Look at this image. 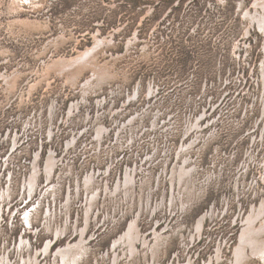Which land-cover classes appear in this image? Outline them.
Masks as SVG:
<instances>
[{
  "label": "rangeland",
  "instance_id": "rangeland-1",
  "mask_svg": "<svg viewBox=\"0 0 264 264\" xmlns=\"http://www.w3.org/2000/svg\"><path fill=\"white\" fill-rule=\"evenodd\" d=\"M254 2L0 0V264L80 239L76 264H114L131 224L150 248L116 264L235 263L264 203Z\"/></svg>",
  "mask_w": 264,
  "mask_h": 264
},
{
  "label": "bare ground",
  "instance_id": "bare-ground-1",
  "mask_svg": "<svg viewBox=\"0 0 264 264\" xmlns=\"http://www.w3.org/2000/svg\"><path fill=\"white\" fill-rule=\"evenodd\" d=\"M254 8H256V10L260 8L261 11L263 10V14H264V0H255ZM256 10H255V12H256ZM256 21L259 22L258 23L259 28L261 30H263V32H264V27L262 29V24H264V20L263 21L262 20H256ZM96 46H98V45H95L93 48L87 49L83 54H80L79 57H76V59L71 60L72 62H66L67 64L65 65L64 68L68 69V68H70V66L84 65L85 59L89 58L93 54V52L95 51L94 48H96ZM62 64L64 65L65 62L62 61ZM183 172H184V169H182V168L179 170V174H177L178 170L173 171L172 176L170 178V180L174 182L175 188H176L177 184H178V188H179V191L176 192L177 196H179V199H177V196H175V193L172 194L173 197H175V203H176L175 207H178L180 202L183 203L184 199L187 198L186 195H188V192H194L195 191V188L193 187V185L192 186L190 185V188L186 187V185H188V183L183 180ZM31 178H32V182H33L35 179V174ZM131 182H133V181H131ZM131 185L133 186V184H131ZM180 188H181V192H180ZM120 191H121V187L120 188L118 187L116 189V192H120ZM106 192H109V190H106ZM184 192H185V195H183ZM200 221H198V223H200ZM127 233L128 234L126 236H122L121 238L119 237L118 241H113L112 251L114 252V255H113V258L115 261L114 264H116V262L118 261V258H119V256L116 254L118 251L117 249H119V248H121L123 252L128 249L125 252V254L128 252V254L131 257L136 255L138 252L137 248H136V243H138V242L141 243V246L144 249L148 250L150 248V244L147 243V241L144 237H142V236L140 237L139 233L137 232V230H135V228H133L132 224L130 225V228L127 231ZM157 236H158V234L154 233V237H155L156 242H159V237H157ZM123 237H126V239ZM240 241H241L240 246L236 249V252H235L236 261H235V263L232 262V264H246L249 257H252L255 259L257 258L258 260H261L264 264V203L261 204V207L259 208L256 216H254L252 218H247L245 228L243 230V234L241 236ZM78 242H77L78 244H75V245L68 244V245H66L65 248H63V249L59 248L58 249L56 255L59 256V258L61 260L58 262V264H76V259H77V256L79 253L78 254L73 253V251L77 247L78 249H81V253H82V251L84 249L83 244L85 241L80 239V241H78ZM49 244H50V242H48L46 244L45 250H43L44 252L48 251ZM129 255H127V256H129ZM219 259H220L219 255H217L216 261H218ZM23 262L25 264H35L37 262V260L35 259L34 262L32 263L31 259L29 258L28 262L25 261L24 259H23Z\"/></svg>",
  "mask_w": 264,
  "mask_h": 264
}]
</instances>
